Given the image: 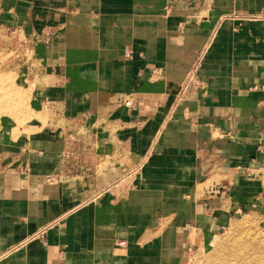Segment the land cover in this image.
Listing matches in <instances>:
<instances>
[{"label": "crops", "instance_id": "crops-1", "mask_svg": "<svg viewBox=\"0 0 264 264\" xmlns=\"http://www.w3.org/2000/svg\"><path fill=\"white\" fill-rule=\"evenodd\" d=\"M0 32V264H184L264 212V0H0Z\"/></svg>", "mask_w": 264, "mask_h": 264}, {"label": "rangeland", "instance_id": "rangeland-1", "mask_svg": "<svg viewBox=\"0 0 264 264\" xmlns=\"http://www.w3.org/2000/svg\"><path fill=\"white\" fill-rule=\"evenodd\" d=\"M8 38H11L10 34L0 32V70L5 69L6 66H3L2 62L8 58L9 73H11L13 68L11 61L16 50L8 46ZM17 41V38L12 39L14 45L18 44ZM27 54L25 47L24 55L27 56ZM259 246L264 248V212H244L235 216V219L229 220L215 244L192 249L184 264H218L222 261L226 264H241L240 258L230 256L232 250L238 253L245 252L244 259L254 264L262 263L264 254L257 260L251 255L252 249L259 248Z\"/></svg>", "mask_w": 264, "mask_h": 264}, {"label": "bare ground", "instance_id": "bare-ground-1", "mask_svg": "<svg viewBox=\"0 0 264 264\" xmlns=\"http://www.w3.org/2000/svg\"><path fill=\"white\" fill-rule=\"evenodd\" d=\"M255 243V242H254ZM253 252H251V255L254 259L257 260L258 257H260L261 255L264 254V248H255V249H252ZM230 256H232V258L234 257H238L241 259V264H254L253 262H250L248 259H244L245 257V252H240L238 253L237 251H233L230 253ZM218 264H226V262L222 261V262H219ZM256 264H264V262L262 263H256Z\"/></svg>", "mask_w": 264, "mask_h": 264}]
</instances>
